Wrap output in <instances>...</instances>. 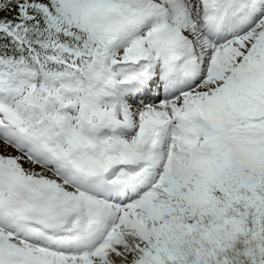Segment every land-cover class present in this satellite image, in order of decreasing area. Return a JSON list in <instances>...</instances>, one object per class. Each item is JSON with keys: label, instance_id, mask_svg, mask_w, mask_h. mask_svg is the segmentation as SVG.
Returning a JSON list of instances; mask_svg holds the SVG:
<instances>
[{"label": "snow or ice", "instance_id": "6c2138e0", "mask_svg": "<svg viewBox=\"0 0 264 264\" xmlns=\"http://www.w3.org/2000/svg\"><path fill=\"white\" fill-rule=\"evenodd\" d=\"M0 264H264V0H0Z\"/></svg>", "mask_w": 264, "mask_h": 264}]
</instances>
